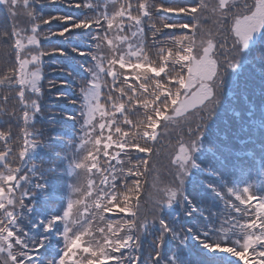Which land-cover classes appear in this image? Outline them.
Instances as JSON below:
<instances>
[{
    "label": "snow or ice",
    "instance_id": "6c2138e0",
    "mask_svg": "<svg viewBox=\"0 0 264 264\" xmlns=\"http://www.w3.org/2000/svg\"><path fill=\"white\" fill-rule=\"evenodd\" d=\"M45 2L80 8L85 14L79 19L62 14L44 16L32 4ZM0 5L5 6L12 21L7 28L0 26V89L16 90L14 97L0 95V101H19L25 129L18 157L13 159V151L7 149L0 158V190L5 193V198H0V264H45L40 250L48 237L40 230L50 233L62 227L63 233L69 227L67 222L52 223L53 216H63L66 205L59 212L50 209L49 198L44 195L47 187L36 183L43 180V174L37 177L35 165L27 160L29 151L41 148L35 137L47 131L35 127L43 125L38 118L74 121L69 136L74 132L78 135L70 149L92 154L93 159L87 163L96 164L92 172L100 178V188L94 196L102 207L85 213L81 225L103 235L107 241L104 254L113 257L109 264H141L140 237L157 224L156 250L147 264H216L215 254L231 255L221 249L229 243L233 230L239 231L238 239H231L236 251L248 247L250 253L255 250L258 261H264V215L250 204H239L247 197L228 186V177L238 169L220 154L229 148L216 139L228 140L227 130L221 132L219 124L229 126V113L239 117L238 112L225 111V79L220 69L237 67L235 58L264 28V0H0ZM53 20L66 27L55 32L46 30L44 26ZM74 29L85 33L91 30V47L73 49L77 56L90 60L82 66L89 78L79 82L76 97L69 101L77 106L74 115L50 112V99L59 102L68 98L60 92L54 97L48 94L68 81L49 79V74L70 76L71 72L65 67H52L45 59L65 56V49L44 47L42 41L65 36ZM138 65L157 71H138ZM228 95L234 92L229 89ZM251 127L264 159V116L252 121ZM124 132L134 138L124 136ZM246 142L257 143L241 141ZM255 154L253 150L249 158ZM260 167L264 168V163ZM55 170L53 166L51 171ZM52 179L55 181V176ZM261 180L264 182V175ZM129 182L135 186V199L132 211L125 215L121 210L123 194L117 189ZM189 183L192 193L186 190ZM33 188L40 193L39 201L30 195ZM205 193L220 202L218 211L205 206ZM256 200L264 204V199ZM41 202L47 215L38 218L42 215L37 211ZM174 205L192 218L190 226L181 222L180 215L165 217V211ZM97 216L102 223L96 224ZM46 225H51L47 231ZM185 233H191L206 251H185ZM169 235L178 244L162 259ZM73 236L67 232L64 249L50 264H61ZM249 236L254 241L250 245L246 243ZM217 244L219 247H215ZM128 250L137 254L130 255Z\"/></svg>",
    "mask_w": 264,
    "mask_h": 264
},
{
    "label": "trees",
    "instance_id": "16d2710c",
    "mask_svg": "<svg viewBox=\"0 0 264 264\" xmlns=\"http://www.w3.org/2000/svg\"><path fill=\"white\" fill-rule=\"evenodd\" d=\"M168 2H171V0H168ZM34 3L32 4V6ZM45 13L46 15L49 13H57L61 9H64L66 13L71 15H79L80 12H84L85 10L80 8H71V7H64L59 5L57 3H40L39 5H36L35 10H37ZM90 11V10H89ZM8 11L0 6V26H3L5 28L9 27L11 25L12 21L9 16ZM209 26H211V22L209 21ZM84 32V31H83ZM88 35H90L87 32ZM86 34V35H87ZM85 34H82L85 40L77 41L80 45L88 46L87 42H92L91 37L87 39V36ZM85 41V43L83 42ZM53 42V46H57L60 44V41L58 39H55ZM63 48V47H61ZM65 49V48H64ZM66 51V49H65ZM60 60L63 58L59 55H56ZM47 58V57H46ZM81 59L78 61L75 57L74 59L67 61L69 63L68 65L72 67L75 64H78L79 66L87 65L90 63V60L86 57L79 56ZM181 59H183L181 57ZM57 59L58 63L61 61ZM65 60V59H63ZM49 61V60H48ZM50 62V61H49ZM54 62V61H52ZM51 63V62H50ZM66 63V66H68ZM238 64L237 67L233 68H226L221 67L220 74L225 79V99H224V107L225 111L227 112L228 109H231L234 112L239 113V117L233 116L229 113V126L226 128V126L223 123L219 124L220 131L223 132L227 130L228 132V140L222 142L224 143V146H232V149L240 148V145L243 143L240 142L238 139L243 138V132L245 131L247 134L251 130L249 126V122L252 118H255L258 116V110L261 106H264V28L260 29L257 33L255 38L252 42H250L249 47L247 50L242 49L241 50V56H237L234 61V65ZM75 71H78L75 73V76L79 78L80 73H82L85 69L84 67L75 68ZM138 71H157L156 69L152 68L151 66H143L139 65L137 67ZM74 71V72H75ZM54 75L61 76L58 72H53ZM52 73V74H53ZM158 74V72H157ZM3 75V67L0 66V76ZM49 78V76H48ZM76 78H70L66 81H68V84L63 87L55 88L51 90V93L48 95L50 97H54L57 92L64 93L65 96L68 98L67 100L62 99L59 102H56L54 99L49 100L48 104V110L50 112L55 113H62L66 112L70 115H74L77 111V106L69 103L70 100L74 99L76 97V83H74ZM74 83V84H73ZM231 89L234 92V95H228V90ZM0 95H9L11 97H14L16 95V90L12 89L9 91L7 88L0 89ZM103 106L101 105V108ZM21 109L19 105V101L16 100H10L7 104L0 101V151L11 149L13 151V159H16L18 157V149L23 144L22 136L24 134V127L22 126L21 122ZM137 117H133L135 119ZM140 119H143V117H140ZM38 123H43V125H36V128H44L47 129V131H44L41 136L35 137L36 143L41 146V148L36 149L35 152L30 151L27 155V160L35 165L37 177L40 176V174H43V180L37 179L36 183L40 184V186L47 187V191L44 193V195L49 196L53 191H58L61 195H66L70 201L69 207L71 208H77L78 210L75 211V216L72 214L69 216V214L63 215L62 218L64 222H67L70 226L71 224H74L75 230L67 229V232L76 233L80 232L81 234L85 235V238L87 239L88 243L91 246H94V249L98 248L100 250L96 249L100 253L98 255L104 257L109 263L113 257L106 256L104 254L105 251V245L107 244V241L104 239L103 235L96 231L95 229H87L82 228L81 220L85 213L87 212H93L96 209L101 208L102 206H96L95 204L100 203V200L97 199L94 196V192L96 189L100 188L99 183V177H97L95 174H93L91 169V165L87 163L88 160L93 159L91 152H88L86 155H81L80 160L81 166L77 170H72L68 167L69 176L67 177V181L65 178V171L62 172V174L58 173L60 170L64 169V157L68 160V153H69V141L70 139L74 140V135L69 136V130L74 123V121L64 120V121H41L40 118H38ZM219 123V121H217ZM241 128V130H239ZM117 132L120 131V128L116 129ZM74 134V133H73ZM124 136L129 137V139H133L134 137L129 134V132H124ZM4 138H8V142L4 143ZM137 140H139L140 143H143V140L139 137H135ZM235 138V139H234ZM110 142L111 138H109ZM237 142H235V141ZM243 141H247L246 139ZM95 143L98 145L100 143V138H96ZM21 144V145H20ZM246 146H248V143H244ZM2 147V148H1ZM132 147H135V145H132ZM68 150L67 152H65ZM58 153V154H57ZM82 153V152H81ZM223 153V152H222ZM226 153V154H225ZM143 156V154H141ZM222 156L227 157L229 160L232 161L230 155L227 152H224ZM211 158V157H210ZM233 166L238 167L241 163V161H232ZM14 166V165H10ZM55 166L56 170L55 172L51 171V169ZM129 166L128 158H126L125 167ZM3 171V170H0ZM55 176V181H53L52 177ZM241 176V173H237L235 175H230L228 177V183L229 185H239L236 182L239 180ZM150 181V178H148ZM236 179V181H235ZM97 182L95 184V188H93V182ZM45 182L47 184H45ZM69 183V187L67 189ZM123 188L125 190V193L123 194L121 198V205L122 209L127 210V212L132 211V202L135 198H132L130 193V190L134 191V184L132 182H129L127 184H122ZM186 190L189 193H192V187L189 183L186 185ZM1 191V190H0ZM129 191V192H127ZM122 192V190L120 191ZM30 195L35 197V200L39 201L41 199L40 193L36 191V189H30ZM211 193H205L202 196V199L204 200L205 206L211 210L217 209V204L214 202V197L211 196ZM5 198V197H1ZM216 201V200H215ZM27 202V201H26ZM216 204V205H215ZM48 205L51 210H54V207H59V202H50L48 199ZM85 205L88 207L86 208ZM40 206V205H39ZM41 206H44V204L41 202ZM151 207V205H149ZM187 206H185L186 208ZM184 209H182L179 205H174L172 210H166L164 215L166 218L171 219L172 216H170L172 213H178L181 217V222L186 225H191L192 218L182 215ZM187 221V223H186ZM102 223V221L99 219V216H97L96 224ZM42 230V229H41ZM62 230V227H61ZM159 225H155L149 230L144 233L140 237V249H139V255L141 257V264H145L147 262L148 253L150 247L152 245H149L146 241L148 237H153L154 235H159ZM67 232H64L65 234ZM43 234V233H41ZM125 233H121L123 235ZM186 240H188V236L190 237L191 233H185ZM67 236V234H66ZM172 238L171 235L168 236V241ZM165 238L164 247L162 251L164 250L162 254V258H167L166 256L169 255L170 252L175 251L177 244L174 243L175 247L169 248L168 244L169 242ZM151 242L155 246V238L151 239ZM188 241H186L185 246L188 248ZM96 247V248H95ZM44 251H40L41 258L45 260V264H49L50 262V255L51 253L44 249ZM130 252V251H128ZM193 252V251H192ZM137 254L135 250H131V254ZM70 259L68 261L61 260V264H66L67 262L71 261V264H80L79 260H83L84 263L90 264L89 262V256L82 255L79 252H75L74 255L69 256Z\"/></svg>",
    "mask_w": 264,
    "mask_h": 264
},
{
    "label": "rangeland",
    "instance_id": "374dc122",
    "mask_svg": "<svg viewBox=\"0 0 264 264\" xmlns=\"http://www.w3.org/2000/svg\"><path fill=\"white\" fill-rule=\"evenodd\" d=\"M40 3H34V5H33V7L35 8L36 7V5H39ZM58 5H59V7H61V6H64L65 7V4H63V3H57ZM36 12L37 13H42V12H40V11H38V9L36 10ZM44 16H55V15H57V14H62V15H66V16H73V17H76L77 19H79L82 15H84L85 13L82 11V12H80V14L77 16V15H71V14H68V13H66L65 12V10H60L59 12H57V13H49V14H45V13H42ZM64 27H66V25L65 24H63V23H60V22H58V21H55V20H53L52 21V23L51 24H49V25H45L44 26V28L46 29V30H49V31H60V30H62ZM84 30H81V29H74V30H72L71 32H69V33H66L65 34V36H58V35H56V36H52L51 37V40H46V41H42V45L44 46V47H50V48H61V47H63V48H65L66 49V53H67V55H65V56H61L63 59H65V60H67V61H69L70 60V62H71V60L72 59H74V57L78 60V61H80L81 59L79 58V56H77L76 55V53L73 51V49H75V48H79V49H82V50H84V49H88V48H90L91 47V45H92V42H87L88 43V46H85V45H80V44H78L77 43V41H81V40H85L84 39V37L82 36V34H87V33H85V32H83ZM88 33L90 34V35H86L87 36V39H89L90 37H91V30H89L88 31ZM255 34L253 35V37H252V39L253 38H255ZM55 39H58V41H60V44H58L56 47L55 46H53V42L52 41H55ZM84 43H85V41H83ZM57 57H55V56H53V57H51V58H48L47 57V61L49 60L50 62H51V66L52 67H65V68H67L70 72H71V75L69 76V75H66V74H64V73H60V72H58V73H60L61 74V76H57V75H54V73L52 74V73H50L49 74V79H56V80H63V81H66V80H68V79H70V78H76V80H75V82L74 83H76V85H75V87H76V89H77V87H78V85H79V82L81 81V80H87L89 77H88V73L86 72V71H84V70H82L83 72L82 73H80V76H79V78H77L76 76H75V73L76 72H78V71H75L76 69L75 68H82V66H79L78 64H75L74 66L72 65V67H70L68 64V66H66V63L64 62V61H62L61 60V62L60 63H58V61H57ZM60 59V58H59ZM58 59V60H59ZM52 61H54V62H52ZM123 66V65H122ZM139 66V65H138ZM75 71V72H74ZM73 83V84H74ZM73 135H75V134H73ZM71 141H74V140H72V139H70V142ZM221 144V143H220ZM21 145V144H20ZM222 145V144H221ZM2 148V147H1ZM3 151H5V150H3ZM19 151H20V146H19V149H18V153H19ZM0 152H2V151H0ZM30 152V151H29ZM28 152V153H29ZM244 161H245V164H246V166H243L242 168H240L241 169V171H244V170H247V176H249V171H250V164H251V166H252V168L254 169V163L253 162H250V159H247V158H244L243 159ZM264 163V162H263ZM259 164L261 165L262 164V162H259ZM263 170H264V168H262ZM122 186V185H121ZM121 186L118 188V189H120L121 188ZM127 192H129V191H127ZM122 194H124L125 193V190L124 189H122V192H121ZM260 194H261V197L262 198H264V190L262 189L260 192H259ZM130 195H131V197L132 198H135V194H134V191L132 190V191H130V193H129ZM1 197H5V193H4V191L3 190H1L0 191V198ZM66 200V199H65ZM121 210L122 211H124L125 212V215H128L129 214V212H127V210H124V209H122L121 208ZM109 216H114L115 214H108ZM176 215H178V213H172L170 216H172V217H174V216H176ZM182 215H183V213H182ZM121 224H123V220H121V222H120ZM236 235H234V234H232V236H231V239H236ZM172 242L173 243H178V241L177 240H175V239H173L172 238ZM248 244L250 243V236L248 237V239H247V241H246ZM196 243H193V245H195ZM215 247H219V245H217V246H215ZM195 249V251L197 252V251H206V250H203V248H202V245H201V243H200V241H198L197 242V244H196V247L194 248ZM192 251L194 252V250L192 249ZM221 251L222 252H225V253H227L226 251H227V248L226 247H224L223 249H221ZM217 254H219V253H217ZM217 254H215L216 256H217ZM73 255V254H72ZM224 255H227V254H224ZM235 256L237 255L236 253L234 254ZM251 257V258H250ZM63 258H64V255H63ZM62 258V259H63ZM253 257L252 256H249L248 257V259L249 260H251Z\"/></svg>",
    "mask_w": 264,
    "mask_h": 264
},
{
    "label": "bare ground",
    "instance_id": "6f19581e",
    "mask_svg": "<svg viewBox=\"0 0 264 264\" xmlns=\"http://www.w3.org/2000/svg\"><path fill=\"white\" fill-rule=\"evenodd\" d=\"M61 10H64V9H61ZM49 40H51V38L49 39ZM46 41V40H45ZM46 59V61H47V58H45ZM97 138H99V137H97ZM79 160H82V158H80ZM82 167V166H81Z\"/></svg>",
    "mask_w": 264,
    "mask_h": 264
},
{
    "label": "water",
    "instance_id": "95a60500",
    "mask_svg": "<svg viewBox=\"0 0 264 264\" xmlns=\"http://www.w3.org/2000/svg\"><path fill=\"white\" fill-rule=\"evenodd\" d=\"M4 155H0V158H2Z\"/></svg>",
    "mask_w": 264,
    "mask_h": 264
}]
</instances>
